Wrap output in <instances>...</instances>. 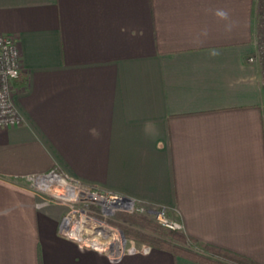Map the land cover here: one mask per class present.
<instances>
[{
  "label": "crops",
  "instance_id": "1",
  "mask_svg": "<svg viewBox=\"0 0 264 264\" xmlns=\"http://www.w3.org/2000/svg\"><path fill=\"white\" fill-rule=\"evenodd\" d=\"M261 7L0 0L24 117L0 128V264H200L84 247L62 230L68 205L29 184L48 176L165 206L189 237L264 264Z\"/></svg>",
  "mask_w": 264,
  "mask_h": 264
},
{
  "label": "built area",
  "instance_id": "2",
  "mask_svg": "<svg viewBox=\"0 0 264 264\" xmlns=\"http://www.w3.org/2000/svg\"><path fill=\"white\" fill-rule=\"evenodd\" d=\"M264 36L260 37L258 44V55L250 57V62L260 61L264 70ZM21 48L19 40L11 35L0 34V128L19 126L24 123V117L18 109L15 101L16 86L15 82L21 76ZM41 179V178H40ZM46 178L41 181L46 184ZM72 192L76 194L78 191L86 196V201L91 203H100L106 213H115V211L123 210L126 212H146L147 207L142 202L125 196L120 192L94 190L85 186L71 185ZM90 204V203H89ZM155 213L157 221L164 227L170 229H182L183 226L179 222L169 220L166 214V208L162 207L158 210H150ZM71 229L70 224H62V230ZM151 249L148 247L143 249L144 253H148ZM131 251H135L132 249Z\"/></svg>",
  "mask_w": 264,
  "mask_h": 264
},
{
  "label": "trees",
  "instance_id": "3",
  "mask_svg": "<svg viewBox=\"0 0 264 264\" xmlns=\"http://www.w3.org/2000/svg\"><path fill=\"white\" fill-rule=\"evenodd\" d=\"M91 207L96 210V216L105 219L111 226L121 228L126 240L136 243L141 252L149 247L151 250L183 256L200 264H257L244 255L193 239L182 229L158 225L152 220L149 212L118 211L114 218H106L101 215L100 207Z\"/></svg>",
  "mask_w": 264,
  "mask_h": 264
},
{
  "label": "rangeland",
  "instance_id": "4",
  "mask_svg": "<svg viewBox=\"0 0 264 264\" xmlns=\"http://www.w3.org/2000/svg\"><path fill=\"white\" fill-rule=\"evenodd\" d=\"M261 6H262L261 10H263V11H261L262 13H260V17L262 16V18H263L262 27H261L262 28L261 29V32H262L261 35L263 37L264 36V0H261ZM261 43H264V40ZM52 175H56V173H54ZM47 178H50V180H52L51 177H49V176ZM62 178H64V180L70 186L75 185L67 177H62ZM31 179L33 180V181L30 180L31 182H29L31 187H33L37 191L43 190V191L49 193L50 197L54 198V200L65 202L68 205L69 212H68V214H67V216H66V218L62 224L67 225V222H69L71 229L76 228L77 223L84 225V229L86 231L84 229H82L80 237L74 236V235L68 233L67 231H65L67 235H69V236L71 235V237L79 238L84 243V247L92 248V249H94V248L98 249L94 245V243H95L94 241H96V239L94 240L92 238L94 236V233H89L87 231V229L85 228L86 227L85 225H87V223H86L87 221H93L94 220V221H98V223H101L104 227H108V228L112 229L113 231L119 232V238L117 240H115L108 248H104L105 249L104 251L101 250V252H103L104 254H109L111 260L116 261L117 259H119L123 255H126V254L133 255V254H138L139 252H141L140 250L137 249L138 245L136 243H129L127 240L123 239L121 232H120V230H122L121 228L111 226L109 223H107L105 221V219H102L101 217L96 216L95 215L96 210L93 209L91 206L100 207L101 215L106 217V218H114V216L116 215V213L118 211H123V210L115 211V213H106L103 210V206L100 203L95 204V203H91V202L86 201V196L81 194V192H79V191L76 194L74 193V195H73V192L68 193L69 190L65 187V185H63L60 182L53 181L49 186H46V184L43 183L39 177H32ZM88 188L93 189L92 187H88ZM103 191H106V190H103ZM146 207H147L146 212H149L148 214L151 215L152 220L156 224L159 225L160 223L157 221L155 213H151L150 210H158L159 208H162L165 206L153 207V206L147 205ZM166 214H167V208H166ZM166 216L169 220H172L168 216V214ZM173 221H175V220H173ZM176 222H178V221H176ZM118 248L120 249V252H117ZM132 249H135V251L134 252L131 251ZM141 253H143V252H141ZM116 254H118V255H116ZM61 256L63 257L64 254H62Z\"/></svg>",
  "mask_w": 264,
  "mask_h": 264
},
{
  "label": "bare ground",
  "instance_id": "5",
  "mask_svg": "<svg viewBox=\"0 0 264 264\" xmlns=\"http://www.w3.org/2000/svg\"><path fill=\"white\" fill-rule=\"evenodd\" d=\"M44 180H46V179H44ZM57 181H59L60 183L65 185V187L69 190L68 193L72 192L73 188L63 178L57 179ZM47 182H49V184H47L49 186L52 181L48 180ZM68 223L69 222H67V224ZM86 223H87V225H85L86 226L85 228L87 229V231L89 233H94V236L92 238L94 240L96 239V241H94L95 242L94 245L97 247H100L102 249L108 248L115 240H117L119 238V232L113 231L112 229H110L108 227H104L101 223H98V221L93 220V221H87ZM82 229H84V225L77 223L76 228L69 229L67 232L74 235V236L80 237V232L82 231ZM117 252H120L119 248H118Z\"/></svg>",
  "mask_w": 264,
  "mask_h": 264
},
{
  "label": "water",
  "instance_id": "6",
  "mask_svg": "<svg viewBox=\"0 0 264 264\" xmlns=\"http://www.w3.org/2000/svg\"><path fill=\"white\" fill-rule=\"evenodd\" d=\"M120 232H121V235H122L123 239L126 240L124 232L122 230H120Z\"/></svg>",
  "mask_w": 264,
  "mask_h": 264
}]
</instances>
